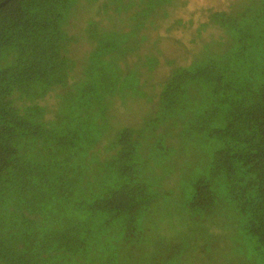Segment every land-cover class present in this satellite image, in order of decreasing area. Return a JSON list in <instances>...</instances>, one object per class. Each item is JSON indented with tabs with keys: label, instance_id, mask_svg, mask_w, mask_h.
Listing matches in <instances>:
<instances>
[{
	"label": "trees",
	"instance_id": "1",
	"mask_svg": "<svg viewBox=\"0 0 264 264\" xmlns=\"http://www.w3.org/2000/svg\"><path fill=\"white\" fill-rule=\"evenodd\" d=\"M171 1L0 0V264H187L204 229L213 263L247 241L264 260V0H206L179 23ZM146 29L172 42L143 53ZM144 55L172 133L159 99L139 118L121 97ZM175 132L208 149L183 182L147 155Z\"/></svg>",
	"mask_w": 264,
	"mask_h": 264
},
{
	"label": "rangeland",
	"instance_id": "2",
	"mask_svg": "<svg viewBox=\"0 0 264 264\" xmlns=\"http://www.w3.org/2000/svg\"><path fill=\"white\" fill-rule=\"evenodd\" d=\"M178 1V9L179 13L174 16V21L176 22H181V16L188 17L191 16L192 14H197L199 7L202 6L204 3H206V0L199 1V0H177ZM228 1L230 0H211V2L216 3L219 6L225 5ZM115 2V1H113ZM173 5L175 6L176 1L172 0L171 1ZM174 8V7H173ZM85 10L87 11V14H89L92 11L91 6H86ZM172 21V19H171ZM165 24V23H163ZM216 28H219L217 26H214ZM215 28V29H216ZM221 29V28H219ZM147 33H142L143 31H138L136 30V44H139V40H144L143 47L141 51L143 53L146 52H152V42L156 37L162 38V41L165 42H172L171 37H162L160 35H156V32L154 29H146L144 30ZM173 35H184L185 37L190 36L189 31H172ZM168 53H181L179 49H174L171 45L167 48ZM146 61H148V67L144 68L143 66L140 67V73L141 76L139 78L132 77V82L128 81L127 86H129L130 90H127V88L122 89L124 92V95L121 97L125 98V105L131 109L130 111L136 112V107L140 106V113L137 114L136 116H139V118H143L144 112L148 110V107L146 106V102L149 101L151 103H154L157 99H159L158 105L153 109L155 111L156 115H170L172 114L171 112H166L163 113L162 111V100L160 97V94L158 91H156V88L160 84V81L156 82V79L160 76L158 72L155 71L154 69V64L156 63V60L154 57H148L146 55L143 56ZM164 76L166 75L165 71L163 72ZM119 78V75L118 77ZM155 89V90H153ZM136 94L143 95V98L139 100L140 101L138 104H136ZM128 108H123L121 112L123 115H126V111ZM194 107H190V110H192ZM177 112H175L173 115H176ZM168 119H170V122H167L168 126L171 128L168 130L170 133H172L173 127V122L171 121V118L166 116ZM138 118V119H139ZM179 131L177 130V133ZM176 133V132H175ZM177 135V143L171 142L170 148L166 150V152H163L159 150L158 148L152 146L149 149H147V155L150 156L152 161L156 164L162 163L164 161L167 162V165L171 162L174 163L177 167V170H175V174L173 176L174 179L180 180V182H183L184 180H187L189 177H196L199 173H201L205 167H206V158L207 156H203L206 152H208V149H204L202 146L195 147L194 150H190L192 145H189L186 150L184 151L182 149L183 146V140L187 137L184 133L183 137H180L178 134ZM159 135V134H158ZM158 140V137L154 138V141ZM204 145V143L202 142ZM141 153V150H137V155L139 157ZM187 154L191 155V158H187ZM210 157V155H209ZM140 159V157H139ZM180 169V171H179ZM179 171V172H178ZM182 192V184L178 187V193ZM180 211V210H179ZM151 216H153L152 213H150ZM155 216V214H154ZM190 216V215H188ZM193 218L194 216H190ZM198 218L194 219L193 221H197ZM166 226L162 227V230H165ZM169 232L171 234L170 237H175L178 241L181 243V245H184L185 243H191L196 239V234L190 230L187 229L186 226L183 228L181 226H175L174 228L169 229ZM213 233L208 229H204L201 231V235L203 236L204 240H199L198 245H194L188 248L190 250L192 247L194 248L191 251V256L190 258L186 261L187 264H264L263 259H259L255 252L254 249L249 246L250 242H245L244 244L240 245H246V246H238L237 250V255L234 256L233 258H228L224 261L213 263L211 261L210 256L214 255L218 249L216 245H218L219 240L218 238L215 237V239L211 240L209 239V235ZM214 235H217L216 233H213ZM207 246L205 247L204 250H201L204 245ZM232 255V254H230Z\"/></svg>",
	"mask_w": 264,
	"mask_h": 264
}]
</instances>
